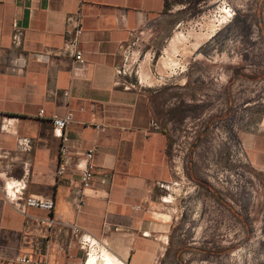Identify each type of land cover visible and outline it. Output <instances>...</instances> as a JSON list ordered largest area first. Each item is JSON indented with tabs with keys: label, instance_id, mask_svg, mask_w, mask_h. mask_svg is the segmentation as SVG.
Masks as SVG:
<instances>
[{
	"label": "crops",
	"instance_id": "obj_1",
	"mask_svg": "<svg viewBox=\"0 0 264 264\" xmlns=\"http://www.w3.org/2000/svg\"><path fill=\"white\" fill-rule=\"evenodd\" d=\"M182 7L181 0H0V155L9 156L0 158V183L22 181L24 196L53 199L57 220L51 230L42 228L33 220L46 219L47 212L29 209L26 217L0 195V264H19L15 260L23 257L83 264L87 251L74 238L72 225L124 264L169 262L175 245L172 226L161 217L160 184L178 175L170 133L154 126L150 94L126 79L120 67L138 35ZM79 13L83 68L62 52L74 38L68 18ZM16 33L19 46L13 43ZM37 54L48 59L40 61ZM69 113L73 121L65 135L71 153L60 178L61 140L52 121ZM24 140L29 145L23 146ZM241 145L264 193V119L242 133ZM92 148L97 175L87 204L79 209L82 154ZM199 184L210 193V204L239 216L210 185ZM193 240L186 251H215Z\"/></svg>",
	"mask_w": 264,
	"mask_h": 264
},
{
	"label": "rangeland",
	"instance_id": "obj_2",
	"mask_svg": "<svg viewBox=\"0 0 264 264\" xmlns=\"http://www.w3.org/2000/svg\"><path fill=\"white\" fill-rule=\"evenodd\" d=\"M181 5L138 35L120 67L150 94L154 121L171 137L178 175L160 202L175 248L165 264H179L177 258L181 264H264V193L241 145L242 133L264 119V0ZM199 181L239 216L210 204ZM194 237L215 251H186ZM104 250H88L83 264L93 254L102 264Z\"/></svg>",
	"mask_w": 264,
	"mask_h": 264
},
{
	"label": "built area",
	"instance_id": "obj_3",
	"mask_svg": "<svg viewBox=\"0 0 264 264\" xmlns=\"http://www.w3.org/2000/svg\"><path fill=\"white\" fill-rule=\"evenodd\" d=\"M68 26L74 30V38L67 41L65 46L62 49L63 53H70L75 59V63L78 67L83 68L87 65L86 60L84 59L83 52L78 50V45L80 43V38L84 33V25L82 21V15L79 13L75 17L68 18ZM13 43L16 46L21 44L20 33H16L13 36ZM36 59L40 61H46L48 59V54H37ZM43 114V111H41ZM73 121V114L69 113L63 118L54 117L53 126L55 134L59 136L61 140L60 145V168L58 170V177H63L68 171V159L70 157V148H69V138L65 135V130L68 125ZM156 127L157 125L154 124ZM96 128H99L98 126ZM100 130H105L104 127H100ZM23 146L29 145L28 140L22 142ZM96 149L92 148L82 154L83 157V166L81 169V179H80V189L78 197V207L82 209L87 204V199L89 193L93 188L97 168L94 163ZM9 156L5 153L0 155V158L7 159ZM177 171V169H175ZM173 182L170 183H161L160 188L162 191L168 190ZM23 183L22 181L13 182L10 185H3L0 183V195L9 203L13 205L15 210L20 214L27 217V212L29 209H38L48 213L46 219H34L39 226L47 230H51L57 225V220L54 215L55 202L50 198H42L37 196H24L23 193ZM29 223L31 220L28 218ZM74 238L78 241L80 246L86 251L93 249L94 247L100 246L101 244L90 235L84 233L82 229L76 225L69 227ZM19 264H47L46 262L34 260L28 257L17 258L15 260Z\"/></svg>",
	"mask_w": 264,
	"mask_h": 264
},
{
	"label": "bare ground",
	"instance_id": "obj_4",
	"mask_svg": "<svg viewBox=\"0 0 264 264\" xmlns=\"http://www.w3.org/2000/svg\"><path fill=\"white\" fill-rule=\"evenodd\" d=\"M147 80V79H146ZM103 263L102 264H124L122 261H120L115 255L112 253L104 250L103 251ZM97 254H93L86 262V264H99Z\"/></svg>",
	"mask_w": 264,
	"mask_h": 264
},
{
	"label": "trees",
	"instance_id": "obj_5",
	"mask_svg": "<svg viewBox=\"0 0 264 264\" xmlns=\"http://www.w3.org/2000/svg\"><path fill=\"white\" fill-rule=\"evenodd\" d=\"M211 193H212L213 195H216V194H217L214 190H211ZM232 212H233L234 215H237V213H236L234 210H232ZM237 216H238V215H237Z\"/></svg>",
	"mask_w": 264,
	"mask_h": 264
}]
</instances>
